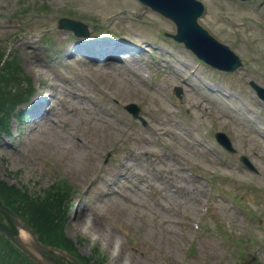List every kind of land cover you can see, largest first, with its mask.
I'll use <instances>...</instances> for the list:
<instances>
[{"label":"rangeland","instance_id":"374dc122","mask_svg":"<svg viewBox=\"0 0 264 264\" xmlns=\"http://www.w3.org/2000/svg\"><path fill=\"white\" fill-rule=\"evenodd\" d=\"M201 1L199 22L243 59L235 72H214L164 40L175 24L138 0H0V50L19 61L13 85L31 78L29 107L49 100L39 104L44 117L13 116L10 136L0 135V182L41 198L58 180L72 188L57 202L68 211L53 207L63 211L58 231L29 211L46 241L63 240L95 264H240L252 255L264 264V101L249 83L264 86V0ZM61 16L84 18L93 36L150 49L121 66L73 55ZM128 102L142 107L147 127ZM218 130L238 154L215 141ZM197 172L216 176L211 198Z\"/></svg>","mask_w":264,"mask_h":264},{"label":"water","instance_id":"95a60500","mask_svg":"<svg viewBox=\"0 0 264 264\" xmlns=\"http://www.w3.org/2000/svg\"><path fill=\"white\" fill-rule=\"evenodd\" d=\"M163 14L171 17L178 24V34L174 35L180 41H184L188 47L192 48L200 57L210 62L216 67L222 69L232 70L241 64L237 55H235L227 45H224L215 40L208 31L197 23V18L203 12L204 6L198 0H142ZM62 26L73 28L81 34V24L69 22L64 20ZM253 85L258 89L260 94L264 97V89ZM131 108L137 112V108L132 105ZM222 138V139H221ZM221 141L231 148L230 141L223 135ZM0 209H2L12 220L16 226L18 233L14 234L7 229L0 226V231L12 239L23 251L29 254L35 261L40 264H59L49 257L46 250H53L65 255L76 264H81L77 259L61 248L46 246L41 243L36 233L30 228L17 214H15L9 207L3 204L0 199ZM23 229L27 231L28 236L22 237L19 231ZM259 259L254 258L243 264H257Z\"/></svg>","mask_w":264,"mask_h":264},{"label":"trees","instance_id":"16d2710c","mask_svg":"<svg viewBox=\"0 0 264 264\" xmlns=\"http://www.w3.org/2000/svg\"><path fill=\"white\" fill-rule=\"evenodd\" d=\"M3 55V52L0 51V58ZM14 67L11 66V64H9L6 69H5V73L6 75L8 74V72L10 70H15L18 69V65L15 61H12ZM16 66V67H15ZM9 79L12 80V77L8 78V83L6 86H3L2 83H0V86L3 90L5 91H10L9 89H7L8 87H11L9 84ZM1 80V77H0ZM6 80V82H7ZM2 94V93H1ZM6 105H8V103H6ZM1 106V105H0ZM5 122V120H2L0 118V126ZM0 186H2V184L0 183ZM0 192L3 195V198H5V201L11 206L13 207L17 212H19V214H21L25 219L27 218L29 223H32L36 229L37 226L34 224V221L32 219V216L30 214L29 211L34 212L35 208L39 211V213L41 215L38 216V223L39 224H43L44 222L41 221V219L43 217H45L46 219V225L50 224L51 225V230L53 231H58L59 229V225H60V219H61V215L64 211V207H62V205H58L57 202L60 201H65L66 198L69 196V189L67 188L66 190L62 187H57L54 188V195H47V197H43V199H39V197L37 199L33 198H29V196L26 193H23L21 190L17 189L16 187H7L6 185L2 186V188L0 187ZM27 198L29 199V203L24 202V199ZM59 199V200H58ZM53 207H56L57 209L63 210L62 212H58L57 213V209H53ZM51 212H54L57 214V218L58 220L55 221V217H47L45 215H49ZM43 216V217H42ZM57 226V228H56ZM45 228V227H44ZM38 230V229H37ZM40 237L47 242L44 237H42V235L40 234ZM1 238V236H0ZM56 242V241H55ZM53 243V242H52ZM59 245H62L64 247H67L65 245V243L63 242H58ZM11 246L9 241H6V243L4 244V246ZM68 248V247H67ZM69 249V248H68ZM2 249L0 248V251ZM71 250V249H69ZM11 252V251H10ZM17 253H19V251L16 250ZM0 264H33L32 262H30L24 255H16V257H9L8 255H0Z\"/></svg>","mask_w":264,"mask_h":264},{"label":"bare ground","instance_id":"6f19581e","mask_svg":"<svg viewBox=\"0 0 264 264\" xmlns=\"http://www.w3.org/2000/svg\"><path fill=\"white\" fill-rule=\"evenodd\" d=\"M59 2V0H52V3H58ZM78 43H80V44H82V43H87L85 40H78L77 41ZM92 42L90 41V43L89 44H91ZM129 53H128V52ZM127 51H122V52H120V54L118 55V57L119 58H123V57H125L126 55H128V54H130L131 52L129 51V50H127ZM115 59H117V58H115ZM113 60L112 62H109L108 61V59H105L106 60V62L108 63V64H113V65H116V66H121V64H124V61L122 60V61H120V62H118L117 60ZM125 65V64H124ZM45 115H42V117H44Z\"/></svg>","mask_w":264,"mask_h":264}]
</instances>
